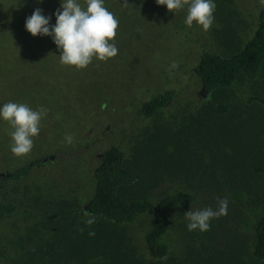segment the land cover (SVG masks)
<instances>
[{
	"label": "trees",
	"instance_id": "obj_1",
	"mask_svg": "<svg viewBox=\"0 0 264 264\" xmlns=\"http://www.w3.org/2000/svg\"><path fill=\"white\" fill-rule=\"evenodd\" d=\"M215 4L213 48L195 68L207 98L167 90L144 102L138 135L98 160L90 201L31 179L32 168L62 156L0 177V264H264V11L247 21L237 0ZM28 17L0 22L12 37L0 35V76L6 66L13 74L10 64L36 63ZM48 45L57 63L62 53ZM222 198L226 216L210 231L188 230L186 212L216 210Z\"/></svg>",
	"mask_w": 264,
	"mask_h": 264
},
{
	"label": "rangeland",
	"instance_id": "obj_2",
	"mask_svg": "<svg viewBox=\"0 0 264 264\" xmlns=\"http://www.w3.org/2000/svg\"><path fill=\"white\" fill-rule=\"evenodd\" d=\"M61 2L44 0L39 4L38 0H0L4 8L0 7L3 19L0 22L22 12L31 16L40 8L43 15L51 17L50 25L54 26L56 10L62 11ZM77 2L86 10V0ZM127 3L125 6L124 0H104V6L119 21L118 55L107 62L94 58L82 70L61 64L60 58L54 63L52 49L44 47L49 46L48 43L56 46L53 38L35 36L26 49L36 63L32 59L10 64L15 68L13 74L6 66L5 77L0 76V107L14 102L26 104L33 110L44 108L48 111L42 117L39 136L33 138L31 153L23 157L11 152L10 132L14 129L0 117V173H11L34 161L62 156L46 167L32 168L31 179L59 184L62 190L78 189L80 197L83 196L85 202L90 201L96 188L92 172L99 165L97 156L114 146H122L123 141L127 146V140L138 135L139 124L135 118L144 102L167 90L184 91V101L207 98L201 94L203 84L195 75V68L201 54L213 48V33L210 38V32H205L195 22L188 27L185 24L187 7L170 12L156 0H127ZM237 4L245 12L247 21L253 20L254 14L260 17L264 11L260 0H237ZM20 7H24L22 12L18 10ZM179 21L184 23L182 29L177 28ZM0 35L2 39L12 38ZM26 35L28 40L33 39L27 30ZM16 53L13 52L14 57ZM35 54H39L38 57ZM2 59L0 53V68ZM173 62L178 67L170 73ZM66 135L73 137L71 144L66 142ZM89 143L96 146L86 148Z\"/></svg>",
	"mask_w": 264,
	"mask_h": 264
},
{
	"label": "clouds",
	"instance_id": "obj_3",
	"mask_svg": "<svg viewBox=\"0 0 264 264\" xmlns=\"http://www.w3.org/2000/svg\"><path fill=\"white\" fill-rule=\"evenodd\" d=\"M43 3V0H40ZM158 5L166 6L170 12L179 11L187 7L185 24L192 27L195 22L202 29L209 31L215 22L216 4L214 0H156ZM264 4V0H260ZM125 6L128 5L124 0ZM86 10L77 0H62L60 9L56 10V23L50 25V16L42 14L37 8L26 19V30L32 36H51L54 43L61 50L60 62L63 65L75 66L78 70L86 69L94 58L107 62L118 55L116 46L119 21L115 15L104 6V0H86ZM173 62L169 68H177ZM211 97L209 96L208 99ZM47 109L38 111L31 109L23 103L8 102L0 107V117L7 121L14 131L10 132L12 138L11 152L17 157L31 153L34 139L39 136L41 120L46 116ZM65 140L71 144L73 137L66 135ZM218 208L214 210L207 207L202 210L188 211L185 218L189 221V231L211 230V221L228 213L229 201L227 198L218 199ZM174 220V217H173ZM86 223L90 226L95 223L90 217ZM83 231V229H80ZM94 236V232L89 233Z\"/></svg>",
	"mask_w": 264,
	"mask_h": 264
},
{
	"label": "flooded vegetation",
	"instance_id": "obj_4",
	"mask_svg": "<svg viewBox=\"0 0 264 264\" xmlns=\"http://www.w3.org/2000/svg\"><path fill=\"white\" fill-rule=\"evenodd\" d=\"M203 91H204V90H203ZM95 146H96V144L89 143V144H87L86 148H90V149H92V148H94ZM106 152H107V151H106ZM106 152H104V153H106ZM104 153H102V154H100V155L97 156L98 160L101 159V157L104 155Z\"/></svg>",
	"mask_w": 264,
	"mask_h": 264
},
{
	"label": "water",
	"instance_id": "obj_5",
	"mask_svg": "<svg viewBox=\"0 0 264 264\" xmlns=\"http://www.w3.org/2000/svg\"><path fill=\"white\" fill-rule=\"evenodd\" d=\"M51 159L54 160L55 157H53ZM10 176H11V173H4V174L0 173V177H3V178H10Z\"/></svg>",
	"mask_w": 264,
	"mask_h": 264
}]
</instances>
